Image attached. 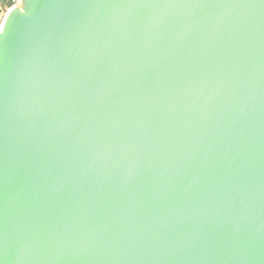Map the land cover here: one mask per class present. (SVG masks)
<instances>
[{
    "label": "water",
    "instance_id": "95a60500",
    "mask_svg": "<svg viewBox=\"0 0 264 264\" xmlns=\"http://www.w3.org/2000/svg\"><path fill=\"white\" fill-rule=\"evenodd\" d=\"M7 5L0 264H264V3Z\"/></svg>",
    "mask_w": 264,
    "mask_h": 264
},
{
    "label": "rangeland",
    "instance_id": "374dc122",
    "mask_svg": "<svg viewBox=\"0 0 264 264\" xmlns=\"http://www.w3.org/2000/svg\"><path fill=\"white\" fill-rule=\"evenodd\" d=\"M17 1L18 0H0V24L9 10V6L7 4L10 3V5H14Z\"/></svg>",
    "mask_w": 264,
    "mask_h": 264
},
{
    "label": "built area",
    "instance_id": "2783aa9c",
    "mask_svg": "<svg viewBox=\"0 0 264 264\" xmlns=\"http://www.w3.org/2000/svg\"><path fill=\"white\" fill-rule=\"evenodd\" d=\"M18 2V1H17ZM15 5V4H14ZM14 5H12V6H14ZM2 24V23H1ZM1 24H0V27H1Z\"/></svg>",
    "mask_w": 264,
    "mask_h": 264
},
{
    "label": "snow or ice",
    "instance_id": "6c2138e0",
    "mask_svg": "<svg viewBox=\"0 0 264 264\" xmlns=\"http://www.w3.org/2000/svg\"><path fill=\"white\" fill-rule=\"evenodd\" d=\"M262 3H264V0H261Z\"/></svg>",
    "mask_w": 264,
    "mask_h": 264
}]
</instances>
